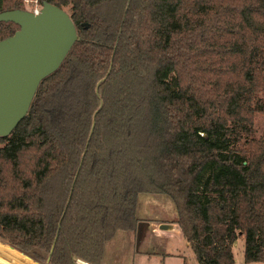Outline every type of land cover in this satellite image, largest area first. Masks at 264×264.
Listing matches in <instances>:
<instances>
[{
  "label": "trees",
  "instance_id": "trees-1",
  "mask_svg": "<svg viewBox=\"0 0 264 264\" xmlns=\"http://www.w3.org/2000/svg\"><path fill=\"white\" fill-rule=\"evenodd\" d=\"M37 2L68 10L79 40L0 138V242L102 264L160 194L198 264H235L239 239L264 263V0ZM18 29L0 22V41Z\"/></svg>",
  "mask_w": 264,
  "mask_h": 264
},
{
  "label": "water",
  "instance_id": "water-1",
  "mask_svg": "<svg viewBox=\"0 0 264 264\" xmlns=\"http://www.w3.org/2000/svg\"><path fill=\"white\" fill-rule=\"evenodd\" d=\"M0 22L19 27L0 41V138H6L27 116L39 86L60 69L79 37L70 15L48 3L39 15L27 10L0 12ZM178 229L175 224L159 225L163 232Z\"/></svg>",
  "mask_w": 264,
  "mask_h": 264
},
{
  "label": "rangeland",
  "instance_id": "rangeland-1",
  "mask_svg": "<svg viewBox=\"0 0 264 264\" xmlns=\"http://www.w3.org/2000/svg\"><path fill=\"white\" fill-rule=\"evenodd\" d=\"M36 4L37 0H26L24 9L31 12ZM255 130L257 137L264 135V115L256 116ZM136 218L138 223L134 230L117 231L113 239L106 244L102 264H198L192 249L178 240L176 233L158 231L162 223L178 225L176 223L179 218L178 211L169 197L160 194L141 196L137 204ZM140 227L141 231L138 233ZM3 242L0 244L13 251L12 254L10 253V258L7 256L2 260L7 264H11L9 259L12 257L14 258L12 261L19 264H49L48 255L43 251L23 252L15 248L19 251L17 253L14 247ZM244 252L245 242L241 239L234 249L235 264H247ZM81 262L88 263L77 259L75 264Z\"/></svg>",
  "mask_w": 264,
  "mask_h": 264
},
{
  "label": "crops",
  "instance_id": "crops-1",
  "mask_svg": "<svg viewBox=\"0 0 264 264\" xmlns=\"http://www.w3.org/2000/svg\"><path fill=\"white\" fill-rule=\"evenodd\" d=\"M149 224V223H148ZM143 225H146V224H143ZM176 225V224H175ZM147 227H149V226H147ZM149 230H150V228H149ZM140 231H141V227L138 229V233H140ZM158 231H160L159 230V228H158ZM160 232H163V231H160ZM170 232H173V233H176L175 235H176V237H177V239L178 240H180V241H182L183 243H185L187 246H189L190 247V245H189V243L184 239V236H183V234H182V232H181V230H180V228L178 229V230H174V231H170ZM144 234L142 233V236H143ZM144 237V236H143ZM238 241H241V239H239ZM237 241V242H238ZM236 242V243H237ZM170 243H172V241H170ZM169 243V244H170ZM236 243L234 244V247H233V252H234V249H235V246H236ZM191 248V247H190ZM15 251H17V250H15ZM10 253L12 254L13 253V251L12 250H5V249H1L0 248V260H4V259H6L5 257H7V256H9L8 258H10ZM19 253V252H18ZM235 256V255H234ZM12 259H14L13 257H12ZM12 259H9L10 260V263L11 264H19V262H13L12 261ZM251 264H253V263H251ZM258 264V263H257ZM261 264H264V263H261Z\"/></svg>",
  "mask_w": 264,
  "mask_h": 264
},
{
  "label": "built area",
  "instance_id": "built-area-1",
  "mask_svg": "<svg viewBox=\"0 0 264 264\" xmlns=\"http://www.w3.org/2000/svg\"><path fill=\"white\" fill-rule=\"evenodd\" d=\"M41 9H42V6L37 2L36 7L31 12L34 13L35 15H39L41 12ZM80 264H89V263L81 262Z\"/></svg>",
  "mask_w": 264,
  "mask_h": 264
},
{
  "label": "bare ground",
  "instance_id": "bare-ground-1",
  "mask_svg": "<svg viewBox=\"0 0 264 264\" xmlns=\"http://www.w3.org/2000/svg\"><path fill=\"white\" fill-rule=\"evenodd\" d=\"M19 252V251H18Z\"/></svg>",
  "mask_w": 264,
  "mask_h": 264
}]
</instances>
